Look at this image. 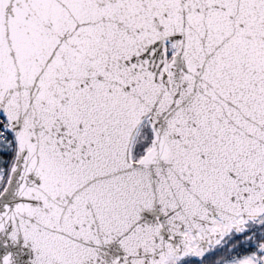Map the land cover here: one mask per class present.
<instances>
[{
	"label": "water",
	"instance_id": "1",
	"mask_svg": "<svg viewBox=\"0 0 264 264\" xmlns=\"http://www.w3.org/2000/svg\"><path fill=\"white\" fill-rule=\"evenodd\" d=\"M0 112V264L206 254L264 216V0H0Z\"/></svg>",
	"mask_w": 264,
	"mask_h": 264
},
{
	"label": "trees",
	"instance_id": "2",
	"mask_svg": "<svg viewBox=\"0 0 264 264\" xmlns=\"http://www.w3.org/2000/svg\"><path fill=\"white\" fill-rule=\"evenodd\" d=\"M15 143L12 141L0 142V192L8 179V174L14 160ZM260 227L252 228L249 232L234 238H228L224 244L214 249L211 253L197 260L188 258L178 264H233L242 257L258 261L255 264H264V232H259ZM254 234L250 238L249 235Z\"/></svg>",
	"mask_w": 264,
	"mask_h": 264
},
{
	"label": "rangeland",
	"instance_id": "3",
	"mask_svg": "<svg viewBox=\"0 0 264 264\" xmlns=\"http://www.w3.org/2000/svg\"><path fill=\"white\" fill-rule=\"evenodd\" d=\"M172 47V46H171ZM167 52L171 51V49L169 48V46L166 48ZM150 129L147 125V123L139 130L134 144H133V148H132V159L133 160H137L139 157H141L145 150L147 149L148 145H149V141H150ZM262 222L264 223V218L262 219ZM263 232H264V226L262 227ZM262 232V233H263ZM252 236V239L254 238V234L249 235L248 238H250ZM264 249V248H263ZM264 256V255H263ZM258 261L254 260V259H248L247 257H242L241 260L236 261L233 264H255ZM169 264H178L176 262H170Z\"/></svg>",
	"mask_w": 264,
	"mask_h": 264
},
{
	"label": "flooded vegetation",
	"instance_id": "4",
	"mask_svg": "<svg viewBox=\"0 0 264 264\" xmlns=\"http://www.w3.org/2000/svg\"><path fill=\"white\" fill-rule=\"evenodd\" d=\"M151 134V133H150ZM151 144H152V138L149 142V145L147 147V149L145 150L144 154L148 151V149L151 147ZM143 154V155H144ZM142 155V156H143ZM141 156V157H142ZM141 157H139L136 161H139L141 159ZM238 222L239 223H242V218H239L238 219ZM255 227H260V229L258 230L259 232H263V229L262 227L264 226V223L260 220V221H257V222H254V223H249L247 224L246 228L242 230V234L244 233H247L249 232L252 228ZM216 231H220L222 233L225 232V226L222 225L221 222H217L216 223ZM241 234V235H242ZM236 235H239L237 234V232L235 231L234 228L231 229V233L228 235V238H234ZM240 236V235H239ZM187 238L189 240V245H190V248L191 250L193 251L192 254L190 256H195L196 258H198L199 260L203 257V252H202V248L200 247V243L197 241V238L193 235V234H187ZM224 238V237H223ZM211 248V247H210ZM172 259V258H170Z\"/></svg>",
	"mask_w": 264,
	"mask_h": 264
},
{
	"label": "built area",
	"instance_id": "5",
	"mask_svg": "<svg viewBox=\"0 0 264 264\" xmlns=\"http://www.w3.org/2000/svg\"><path fill=\"white\" fill-rule=\"evenodd\" d=\"M8 136L7 130V123L6 121L0 116V138H5Z\"/></svg>",
	"mask_w": 264,
	"mask_h": 264
}]
</instances>
